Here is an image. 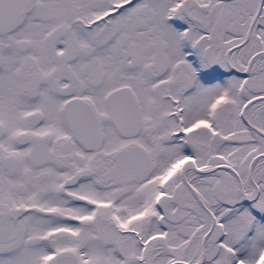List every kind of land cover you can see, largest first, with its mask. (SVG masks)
Masks as SVG:
<instances>
[{"label": "snow or ice", "instance_id": "1", "mask_svg": "<svg viewBox=\"0 0 264 264\" xmlns=\"http://www.w3.org/2000/svg\"><path fill=\"white\" fill-rule=\"evenodd\" d=\"M0 264H264V0H0Z\"/></svg>", "mask_w": 264, "mask_h": 264}]
</instances>
